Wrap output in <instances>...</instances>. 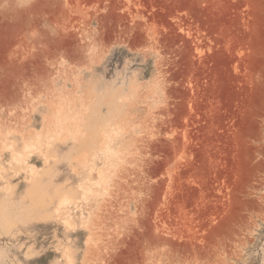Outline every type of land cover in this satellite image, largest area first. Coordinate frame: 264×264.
Returning a JSON list of instances; mask_svg holds the SVG:
<instances>
[{"label": "rangeland", "instance_id": "1", "mask_svg": "<svg viewBox=\"0 0 264 264\" xmlns=\"http://www.w3.org/2000/svg\"><path fill=\"white\" fill-rule=\"evenodd\" d=\"M0 264H264V0H0Z\"/></svg>", "mask_w": 264, "mask_h": 264}]
</instances>
